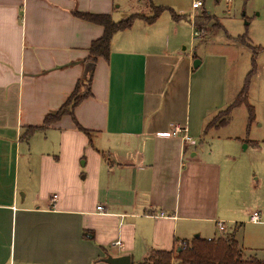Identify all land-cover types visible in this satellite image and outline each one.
Returning a JSON list of instances; mask_svg holds the SVG:
<instances>
[{
	"label": "crops",
	"instance_id": "crops-1",
	"mask_svg": "<svg viewBox=\"0 0 264 264\" xmlns=\"http://www.w3.org/2000/svg\"><path fill=\"white\" fill-rule=\"evenodd\" d=\"M237 1H226L225 19L240 14ZM250 1L242 18L258 22L264 0ZM202 2L192 17L139 18L114 36L109 60L95 65L92 96L74 112L89 134L64 116L24 140L66 103L104 34L75 13L120 22L176 0H0V264H106L108 255L141 264L177 241L212 239L220 223L264 226V211L253 224L248 208L264 183L260 141L218 127L203 136L228 108L231 46L204 61L184 52L181 25L197 36L194 11L228 34ZM175 127L195 145L170 136Z\"/></svg>",
	"mask_w": 264,
	"mask_h": 264
},
{
	"label": "rangeland",
	"instance_id": "rangeland-1",
	"mask_svg": "<svg viewBox=\"0 0 264 264\" xmlns=\"http://www.w3.org/2000/svg\"><path fill=\"white\" fill-rule=\"evenodd\" d=\"M226 1L221 0L220 4L216 0H207L205 5V10L211 12V14L216 15L221 20V23L225 26L228 34L226 35L225 31L218 29V25L215 23L209 24L208 32H199L196 30L199 35L194 37L192 36V27L186 21L181 25L182 27V42L183 46L186 48L184 52L196 53L200 60H207L208 57H211L215 51H219L218 47H228L231 46V51L228 55L229 63H227V106L229 107L243 88L245 80L248 74L253 70V59L255 56L256 70L250 80V89H249V98L248 105H242L237 107L231 113L229 119L225 120V124L219 125V132H227L231 135H244L247 136V144L254 141L255 139L260 141L259 144L262 145L264 149V50L257 55L253 48L260 47L264 49V14L262 17H258V22L250 23L248 20L242 18V7L247 2V0H238L237 4L240 7V14L236 18L225 19L227 18L226 13ZM234 1V0H233ZM175 7H172L173 11L179 15H189L193 16L192 13V2L191 0H176L174 4ZM251 5V1L248 0V6ZM143 7L149 8V4L143 5ZM170 7V6H168ZM143 12L140 17L149 18L152 17V11L148 12L146 10L138 11ZM201 12L200 10L194 11L193 20H196L197 15ZM258 14V11H253L250 16L254 17ZM171 15L167 10L163 13L162 17H168ZM189 18V17H188ZM256 19V18H255ZM260 21V22H259ZM263 21V22H262ZM137 23L138 20H135ZM246 35L247 40L251 47L241 44L240 36ZM237 40V41H236ZM218 48V49H216ZM194 50V51H193ZM248 107H253L255 120L248 127V118L249 110ZM223 113L218 114V119H222ZM244 135V138L246 137ZM251 153V152H249ZM249 155L245 154V157ZM249 156L246 160L248 161ZM253 181L256 183L255 179ZM249 189V187H247ZM246 188V189H247ZM259 199L254 205L248 206L251 207V214L258 212L261 216V211H264V183L262 185V190L258 193ZM260 205V206H259ZM261 208L262 210L260 211ZM227 230L224 233H221L219 229H215L213 238H220L221 236L234 234L236 240L239 242L240 246L244 248L246 257H256L258 259H264V226L258 225H242L235 226L226 225ZM194 238V237H193ZM206 239V237H201Z\"/></svg>",
	"mask_w": 264,
	"mask_h": 264
},
{
	"label": "trees",
	"instance_id": "trees-1",
	"mask_svg": "<svg viewBox=\"0 0 264 264\" xmlns=\"http://www.w3.org/2000/svg\"><path fill=\"white\" fill-rule=\"evenodd\" d=\"M167 10L170 12L172 18L175 21L182 20L184 18L177 15L172 9H167L165 7L153 8V16L149 18L134 15L120 22H114L110 15L75 13L77 18L100 25L104 28L103 36L91 44L89 48V56L86 60V64H94V69L88 74L86 78H82L78 82L73 93L59 110L52 114H48L42 126L27 128L22 135V139L29 140L35 133L48 129L52 124L56 123L64 116H71L76 122L74 114L75 109L85 99L92 96L91 85L95 65L99 59H104L105 61L109 60L111 44L114 36L119 32L131 28L135 20L139 18L143 19L148 25L154 24ZM211 23H216V25H218V29L224 30L218 23L217 19L213 16H210L206 12H202L200 16L196 17V20H194V28L199 32H205L210 29L209 24ZM240 40L241 44L251 47L246 35L240 36ZM253 50L255 55H257L264 49L256 47L253 48ZM255 70L256 63L254 56L253 70L248 74L243 88L237 96V99H235V101L227 109L222 111V119H218V116L215 117V119L205 129L203 136H205L210 129L219 127V125H222L226 119H229L235 108L242 105H248L250 80L255 73ZM248 110L249 118L247 130H249L250 126L255 120L253 107H248ZM76 125L79 130L89 134L88 131L83 129L77 122ZM176 244L177 246L171 251H152L148 258L141 264H264V259H258L253 256L246 257L244 248L240 246L234 234L224 235L218 239H202L201 237L197 236L191 240H184L181 242L177 241ZM178 249H180V251Z\"/></svg>",
	"mask_w": 264,
	"mask_h": 264
},
{
	"label": "built area",
	"instance_id": "built-area-1",
	"mask_svg": "<svg viewBox=\"0 0 264 264\" xmlns=\"http://www.w3.org/2000/svg\"><path fill=\"white\" fill-rule=\"evenodd\" d=\"M193 9H202L203 8V2L202 0H194L193 5H192ZM198 36L199 33L195 32V36ZM182 135V141L185 144H189V145H195V142L193 141V139L191 138V136L188 134V130L181 128V127H175L172 131V134L170 136H180ZM55 198V197H54ZM251 223L253 224H257L261 221V216L258 212H255L251 215V219H250ZM218 229L221 233H224L226 231L225 226L223 224H218ZM120 242L115 243V245H119Z\"/></svg>",
	"mask_w": 264,
	"mask_h": 264
},
{
	"label": "water",
	"instance_id": "water-1",
	"mask_svg": "<svg viewBox=\"0 0 264 264\" xmlns=\"http://www.w3.org/2000/svg\"><path fill=\"white\" fill-rule=\"evenodd\" d=\"M201 65L200 60H196L193 64L194 69H198ZM94 69V64L87 63L84 69L83 78H86L88 74ZM180 251V249H178ZM103 263L106 264H131L130 256H122V257H112L108 255L105 259H103Z\"/></svg>",
	"mask_w": 264,
	"mask_h": 264
}]
</instances>
